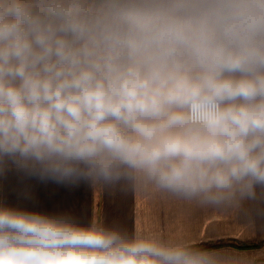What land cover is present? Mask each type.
I'll use <instances>...</instances> for the list:
<instances>
[{"label": "clouds", "instance_id": "clouds-1", "mask_svg": "<svg viewBox=\"0 0 264 264\" xmlns=\"http://www.w3.org/2000/svg\"><path fill=\"white\" fill-rule=\"evenodd\" d=\"M264 210V0H0V179ZM0 264H222L0 203Z\"/></svg>", "mask_w": 264, "mask_h": 264}, {"label": "crops", "instance_id": "crops-1", "mask_svg": "<svg viewBox=\"0 0 264 264\" xmlns=\"http://www.w3.org/2000/svg\"><path fill=\"white\" fill-rule=\"evenodd\" d=\"M0 203L46 214L69 213L84 228L96 222L129 237L140 233L192 247L254 243L251 247L220 244L205 250L220 257L222 264H264V210L256 207L247 212L207 208L151 189L125 191L100 184L67 189L37 180L21 182L14 173L0 179Z\"/></svg>", "mask_w": 264, "mask_h": 264}, {"label": "trees", "instance_id": "trees-1", "mask_svg": "<svg viewBox=\"0 0 264 264\" xmlns=\"http://www.w3.org/2000/svg\"><path fill=\"white\" fill-rule=\"evenodd\" d=\"M220 244H229V245H234L237 247H251L253 245H255L254 243H233V242H223V243H215V244H203V245H198V246H193L197 249H207L216 245H220ZM259 243H256V245Z\"/></svg>", "mask_w": 264, "mask_h": 264}]
</instances>
